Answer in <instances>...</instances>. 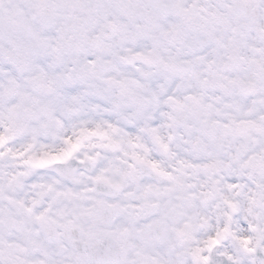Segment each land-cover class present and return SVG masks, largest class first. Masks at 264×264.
Returning a JSON list of instances; mask_svg holds the SVG:
<instances>
[{
    "label": "clouds",
    "instance_id": "9594fccd",
    "mask_svg": "<svg viewBox=\"0 0 264 264\" xmlns=\"http://www.w3.org/2000/svg\"><path fill=\"white\" fill-rule=\"evenodd\" d=\"M0 264H264V0H0Z\"/></svg>",
    "mask_w": 264,
    "mask_h": 264
}]
</instances>
